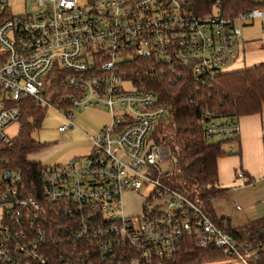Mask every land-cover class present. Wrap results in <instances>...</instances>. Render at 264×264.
<instances>
[{"label": "built area", "instance_id": "built-area-1", "mask_svg": "<svg viewBox=\"0 0 264 264\" xmlns=\"http://www.w3.org/2000/svg\"><path fill=\"white\" fill-rule=\"evenodd\" d=\"M32 1L14 15L0 0V15L8 13L0 22V150L12 144L7 130L21 116L7 101L33 97L52 106L66 120L60 131L75 125L76 109L104 106L112 119L89 136L88 153L45 165L34 194L23 193L20 170L6 168L0 154V263L165 264L194 235L230 257L211 264H250L263 243L238 242L227 219L216 225L164 180L176 159L155 131L171 109L151 80L178 79L187 69L204 84L229 71L241 23L264 18V9L228 13L222 0ZM56 67L64 75L61 102L47 97ZM203 128L224 140L240 133L238 119H210ZM261 137L264 151V130ZM237 178L256 184L242 169ZM145 187L150 195L128 211L126 194ZM230 204L245 209L235 197Z\"/></svg>", "mask_w": 264, "mask_h": 264}, {"label": "trees", "instance_id": "trees-1", "mask_svg": "<svg viewBox=\"0 0 264 264\" xmlns=\"http://www.w3.org/2000/svg\"><path fill=\"white\" fill-rule=\"evenodd\" d=\"M223 11L238 12L244 8H262L264 2L258 0H222ZM8 15H0V22ZM178 79L171 80L168 75L151 80L152 87L164 103L170 106V114L160 120L155 131V139L172 152L176 163L164 175L167 184L190 197L201 207L213 223L222 227L225 217H219L214 207V199L225 195L229 188L219 182V158L228 154L224 149L229 140L210 138L203 126L210 119H237L241 116L262 112L264 106V61L253 66L229 70L210 81L199 84L186 69ZM60 70L48 76L49 95L53 102H61L64 91ZM7 107L18 106L21 116L18 134L10 146L1 148L0 154L7 162L8 169L20 170L26 194H34L42 189L40 172L46 164L29 158L43 148L44 144L35 140L33 134L44 119L46 107L39 105L33 97H23L7 101ZM207 115H210L208 117ZM216 139L217 141H211ZM229 221V219H227ZM238 242L248 240L252 249L263 243L259 255L249 258L250 264H264V217L238 227L227 229ZM230 257L210 243L199 245L196 236L184 238L183 248L165 264H211L223 262ZM1 264V263H0Z\"/></svg>", "mask_w": 264, "mask_h": 264}, {"label": "rangeland", "instance_id": "rangeland-1", "mask_svg": "<svg viewBox=\"0 0 264 264\" xmlns=\"http://www.w3.org/2000/svg\"><path fill=\"white\" fill-rule=\"evenodd\" d=\"M33 3L32 0H8L10 10L14 15L24 14L28 7ZM242 38L236 48V58L246 59V65H248L251 53L257 51L258 55H264V18H257L255 20H244L242 23ZM259 63V62H258ZM257 64V63H256ZM46 112L44 115L41 126L35 130L33 138L42 144L43 148L37 152H34L29 156L32 160L41 161L43 164H55L63 163L70 157L76 155H84L89 152L92 142L89 136H95L100 131L101 126L111 122V112L108 108L101 107H90L87 109H76L74 113L76 115L74 119V126L68 127L65 131H60L59 127L66 123L65 118L56 111L52 106H45ZM262 119L261 129L264 130V106L262 112L259 113ZM240 118V117H239ZM237 118V119H239ZM7 132L16 136L18 134V124L15 123L10 126ZM262 132V131H261ZM211 141H217L213 139ZM224 147L234 148V153L228 152L226 157V163L231 165V157H238L237 171H241V157L239 151L235 148L234 143L230 146L229 143H225ZM264 153V151H263ZM264 155V154H263ZM252 158L249 160L246 156L243 157V164H247L248 161L259 164L261 156L259 154H252ZM262 162V161H261ZM234 174V170H233ZM237 176V174H236ZM241 183L233 182L232 185H226L224 187L229 188L230 186L240 185ZM151 187H145L140 193H127L125 196V204L130 212H137L139 205L142 201L148 197L151 193ZM258 197V196H257ZM241 205H244L247 209H256L262 202V198L256 199V195L253 191L245 192L242 197L237 199Z\"/></svg>", "mask_w": 264, "mask_h": 264}, {"label": "crops", "instance_id": "crops-1", "mask_svg": "<svg viewBox=\"0 0 264 264\" xmlns=\"http://www.w3.org/2000/svg\"><path fill=\"white\" fill-rule=\"evenodd\" d=\"M251 54L252 56L248 65H253L258 62L264 61V55H258L257 51ZM244 65H246V59H244L243 57L238 58L237 62L232 65L230 71L244 68ZM238 121L240 124L239 137L229 144L231 146L232 143H234L235 148L237 149V151H239V156L242 160L240 169H242L246 173L249 179L251 178V180H255L256 184L244 186L242 181L236 176L237 167L239 165L238 157H231L232 164L229 165L226 163V159L228 157L223 156L218 160L220 184L222 186H229L232 185L233 182L235 183L238 181L241 184L230 186L229 191L225 195L214 199V207L218 216L226 217L227 219H229L231 225L234 227H238L250 221L264 217V153L261 137L262 129L260 126L262 119L258 113L253 115L241 116ZM103 126H101V129L103 128ZM230 148L231 147L227 148V150H229ZM224 149L226 148L224 147ZM252 154H259L261 156L262 162L260 161V163L257 164L248 161V163L244 165L243 157L246 156V158L249 160V158L253 157ZM248 191H253L256 195V199L262 198V202H260L261 205L254 210H249L245 208L244 205H242L245 208L244 210L233 208L230 204V200L233 197L239 199L240 197H242V195H244L245 192Z\"/></svg>", "mask_w": 264, "mask_h": 264}, {"label": "water", "instance_id": "water-1", "mask_svg": "<svg viewBox=\"0 0 264 264\" xmlns=\"http://www.w3.org/2000/svg\"><path fill=\"white\" fill-rule=\"evenodd\" d=\"M6 179L9 180L10 179V173L7 172L6 175H5Z\"/></svg>", "mask_w": 264, "mask_h": 264}]
</instances>
